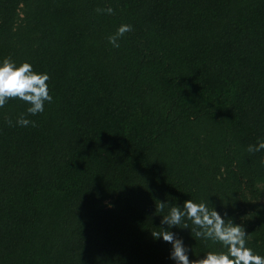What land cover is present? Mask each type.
Listing matches in <instances>:
<instances>
[{"label": "trees", "instance_id": "16d2710c", "mask_svg": "<svg viewBox=\"0 0 264 264\" xmlns=\"http://www.w3.org/2000/svg\"><path fill=\"white\" fill-rule=\"evenodd\" d=\"M5 56L46 71L53 100L0 108V264H173L156 236L188 198L264 255V151L247 150L264 139V0H0ZM187 223L170 230L190 260L221 250Z\"/></svg>", "mask_w": 264, "mask_h": 264}, {"label": "clouds", "instance_id": "9594fccd", "mask_svg": "<svg viewBox=\"0 0 264 264\" xmlns=\"http://www.w3.org/2000/svg\"><path fill=\"white\" fill-rule=\"evenodd\" d=\"M98 13L113 14L114 9L107 7L97 9ZM130 24H121L115 33L108 36V43L118 48L119 38L130 32ZM50 75L46 71H36L29 61L17 62L11 57L0 58V108L10 99H19L28 107L26 113L35 116L44 111L45 102L53 100L50 94ZM16 125L21 127L34 126L35 122L21 114ZM249 152L264 151V139L258 140L256 144H250ZM167 201H160L159 208L164 210ZM227 213L222 215L214 207L197 202L191 198L183 200L182 203L169 206L166 215L161 217V224L167 228L163 235L157 234L156 238H162L164 242L171 245L169 259L173 264H264V255L254 252L246 244L245 228L226 219ZM188 221L191 222L197 237L203 240H212L220 245L221 250L210 251L198 260L189 259L190 248L185 244L183 237L171 231L172 228L189 229ZM183 225V227H177ZM153 235V234H152Z\"/></svg>", "mask_w": 264, "mask_h": 264}]
</instances>
